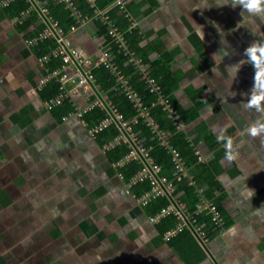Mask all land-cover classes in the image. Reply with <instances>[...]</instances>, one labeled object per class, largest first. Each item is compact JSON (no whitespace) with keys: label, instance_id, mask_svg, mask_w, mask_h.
<instances>
[{"label":"crops","instance_id":"obj_1","mask_svg":"<svg viewBox=\"0 0 264 264\" xmlns=\"http://www.w3.org/2000/svg\"><path fill=\"white\" fill-rule=\"evenodd\" d=\"M89 1L93 13L69 37L95 57L106 41L96 12L112 19L115 0ZM125 3L121 10L114 2L142 32L140 45L153 49L150 61L175 54L171 67L183 76L175 92L182 108L202 103L183 128L199 156L188 172L196 181L204 172L198 164L221 170L215 198L231 223L215 239H204L206 246L192 230L193 239L180 245L171 244L177 234L161 237L120 166L109 162L110 147L100 146L81 118H55L39 91L46 67L16 20L0 14V264H264V138L247 131L264 122V114L244 107L264 92L255 79L264 62L257 67L247 51L264 46V15L248 13L240 0ZM67 88L81 108L102 92ZM229 137L234 161L226 158ZM198 187L207 195L206 180L196 181ZM246 187L254 190L250 199Z\"/></svg>","mask_w":264,"mask_h":264},{"label":"trees","instance_id":"obj_2","mask_svg":"<svg viewBox=\"0 0 264 264\" xmlns=\"http://www.w3.org/2000/svg\"><path fill=\"white\" fill-rule=\"evenodd\" d=\"M5 1L6 0H0V14L10 19L16 20V18H19L16 20V25L20 32H24L25 39L39 37L41 32H44L48 28L47 22L42 19L38 10L32 7V2L30 0H11L8 3H5ZM43 1L44 6L49 8V15L52 19L56 21L65 32H70L72 25L76 23L72 8L67 5V2L65 0ZM72 1L75 6L81 7L83 14L87 15L93 13L94 6L91 5L89 0ZM112 1L113 0H107V3H111ZM120 9L122 10V7ZM118 10L119 9L113 6L112 10L110 9V14L113 22H115L125 36L128 50L133 52L135 56L149 66L151 73L157 78L161 84L163 92L169 96L172 104L179 111L185 123L189 124L192 121H195L200 114L199 110L201 109L202 103L196 101L195 105L190 110H185L175 96V92L179 89L180 81L183 77L182 74L172 70V58L175 54L165 53L160 59L150 61L149 55L153 49H151V46L144 47L140 45V42L144 37L142 32L134 26L129 27L130 20L128 19V15H125L124 13L121 14ZM23 12H26V14L23 15ZM102 21L99 19L97 21L99 34L105 36L107 43L110 42V50L114 52L116 63L123 74L128 78L130 85L140 96H142L143 105L148 109L155 124L158 125V129L167 136L169 143L180 151L188 165L197 164L199 156L190 145L187 133L177 126L175 120L169 116L168 112L162 105H154L157 95L151 92L150 88L142 78L141 73L136 71V67L130 61L131 57L129 54H126V51L122 49L118 41L112 39V36L109 33V24ZM29 45L36 56L42 58L46 54L52 52V49L57 45V40L54 36L50 35ZM63 64L64 61L60 55H52L51 59L45 62V66L51 71L58 67H62ZM43 74H47L45 68L43 69ZM94 74L100 90L108 94L112 104L118 112L122 114L124 120L132 124L133 130L141 139L142 144L150 149V157L155 164L161 167L159 175L165 177L169 181L173 180L175 167L172 160V154L168 148L159 143L157 132L149 125L148 120L140 115L138 108L134 105L132 100L121 90L122 87H116V78L106 67L102 66L95 69ZM60 86V81L56 79L48 80L39 89L41 98L47 102L57 97L61 93ZM93 98L95 99L96 96L94 95ZM74 109L75 107L73 103L69 98H66L61 104L53 107L51 112L57 120L61 121L64 116L69 115ZM107 118H109L107 110L99 105L86 111L81 117L89 128L100 125ZM120 134V129L113 122L96 134V140L100 146H105L113 142ZM204 138H206L205 135ZM130 150L131 147L129 143L124 141L110 147L107 150L109 162L117 165L119 161L123 160L129 154ZM198 167L203 168L204 172L198 176L196 181L206 180L209 183L207 196L208 198L215 200V189L220 187V182L217 176L221 170L215 171L211 166L204 164H198ZM142 168L143 163L139 159H132L126 162L124 166L119 167L117 171L122 176L124 182L128 184ZM173 185L175 187L173 197L176 198L180 204L186 205L189 212L195 214L194 217L197 220L196 226L204 228L206 238L209 240L215 239L222 229L215 226L212 215L197 214L201 196L197 192L196 186L191 185L187 178L181 181L173 180ZM152 188V181L149 178H146L144 182L133 185L130 192L136 197V199H140L146 193L151 192ZM215 203L218 205L221 215L225 216L226 220L224 219V228H227L231 223V220L226 216L222 205L217 199L215 200ZM170 205L171 202L169 199L166 196L161 195L151 200L148 205L145 206V212L149 217H155L156 215L161 214L164 209L169 208ZM177 225V217L174 214H170L157 224V229L161 237H163L167 232L175 230ZM191 233L190 229H185L177 234L174 241L171 243L172 246L173 244L180 245L184 239H193Z\"/></svg>","mask_w":264,"mask_h":264},{"label":"built area","instance_id":"obj_3","mask_svg":"<svg viewBox=\"0 0 264 264\" xmlns=\"http://www.w3.org/2000/svg\"><path fill=\"white\" fill-rule=\"evenodd\" d=\"M11 0H6L5 3H8ZM32 2V7L36 8L42 17L43 20L46 21L44 15H46L49 19L48 28L41 32L39 37L33 38H26V42L31 44L39 39H42L47 36H54L57 40V45L52 49V52L46 54L40 61L45 66V62L51 59V56H58L60 55L63 58L64 64L62 67H58L54 70H49L47 66H45L47 70V74L44 75L40 81V86H43L48 80L56 79L61 83V93L48 101L46 104L48 108L51 110L56 105L61 104L66 98H69V91L67 88L68 84H72V88L74 90H92L96 92L97 90L100 91L99 85L96 82V77L94 74V70L100 68L102 66L106 67L116 78L117 85L116 87H122L121 90L126 93V95L132 100L134 105L138 108L140 115L145 117L148 120L150 126L154 128V130L158 134V140L161 145H164L168 148L172 154V160L174 162V179L173 180H183L185 178L190 179V183L196 186V181L193 176L189 175L188 172V164L186 159L182 156L179 150L174 148L170 143L167 136L158 129V125L155 124V121L152 119L149 111L147 108L144 107L142 102V96H140L134 88L130 85L128 78L123 74L121 69L119 68L118 64L115 61L114 52L110 50V42L105 43L100 47L99 53L95 57L86 56L80 47L75 46L72 44L71 38L69 37V32H65L56 21L52 19L49 15V8L44 6L43 0H36L39 4L41 10H39L35 3ZM67 5L72 8L74 14L75 23L72 25L71 30L76 29L78 23H81L85 19H88L89 15L83 16L82 10L75 6L72 0H65ZM117 5L122 10H126V3L125 0H115ZM111 3L110 6H115V4ZM114 4V5H113ZM96 10V9H95ZM26 12H23L25 15ZM96 12L97 16L109 24V33L112 36V39L118 41L123 50L126 51V54H129L130 61L136 67V71L140 72L142 78L144 79L147 86L150 88L151 92L157 95V99L154 105H162L163 108L168 112L169 116L175 120V123L179 128H184L186 123L182 118L179 111L174 107L171 102V99L168 95H166L161 87V84L157 80V78L151 73V70L147 64H145L140 58L134 55L133 52L129 51L127 48V43L123 32L119 29V27L113 22L111 17L108 14H100ZM129 15V13H127ZM19 18H16V20ZM134 26V25H129ZM98 98L94 99L90 104H87L85 107L81 108L79 105L75 104L73 100L69 98V100L73 103L75 109L69 114L63 117V120H66L72 116H77L81 118L83 114L94 108L95 106L99 105L105 108L109 114V118L105 119L100 125L90 128L91 132L96 135L104 128L108 127L111 123H115L121 131V134L110 144H107L108 147H113L116 144L121 143L122 141L129 143L131 150L129 154L121 161L117 163L118 166L122 167L125 165L126 162L132 159H139L143 163V168L136 174V176L128 183L129 189L132 188L133 185L137 183H142L146 180V178L152 181L153 188L151 192L146 193L139 199V203L143 206H147L148 203L153 200L154 198L164 195L168 198L167 193L172 197L175 204L169 199L171 205L169 208L164 209L161 214L156 215L155 217H151L150 220L152 223L157 224L163 218L167 217L170 214H174L177 217L179 225L173 231L167 232L165 234V238L169 240L176 234L181 233L185 229H190L194 231L196 235H198L202 242L205 243L206 235L204 232L203 227H197L196 223L197 220L195 219L193 213L188 211L186 205L180 204L173 197V192L175 187L173 185V180L169 181L165 177L159 175L161 167L154 163L152 158L150 157V149L145 147L141 139L133 130V126L130 122L124 120L122 114L118 112V110L112 104L109 96L105 92H99ZM114 116L118 119H115ZM136 121V120H135ZM129 135V137L127 136ZM136 147L133 145V143ZM142 156L148 161L147 165L143 160ZM197 192L201 196L200 203L198 205V212L199 215H208L213 217V221L215 226L219 229H223L225 225V221L223 216L221 215L220 209L218 205L215 203V200L208 198L205 194L203 189L198 187ZM205 239V240H204ZM206 244V243H205Z\"/></svg>","mask_w":264,"mask_h":264},{"label":"clouds","instance_id":"obj_4","mask_svg":"<svg viewBox=\"0 0 264 264\" xmlns=\"http://www.w3.org/2000/svg\"><path fill=\"white\" fill-rule=\"evenodd\" d=\"M241 3L244 4L245 9L248 13L255 14V15H264V0H240ZM248 52L252 54V59L257 62V67L260 66L262 62H264V46H259L257 43L253 47L247 49ZM259 51L261 55L257 57L255 53ZM216 53H213L212 58L215 60ZM241 64L244 62L241 61ZM236 68H239V65L236 66ZM255 79L257 82L261 84V86H264V68H261L259 72L256 73ZM264 100V92H262L260 95H253L252 100L247 104L244 105L246 109H251L253 106H255L256 111L258 113L264 114V107H261V101ZM248 134L252 138L262 137L264 138V122H261V120H256L254 123H252L249 128L247 129ZM227 148L229 151L226 154V158L229 161H234L238 157V153H233L231 151L233 141L229 137L226 139ZM246 190L248 191L249 199L255 194L254 190L249 189L246 187Z\"/></svg>","mask_w":264,"mask_h":264},{"label":"water","instance_id":"obj_5","mask_svg":"<svg viewBox=\"0 0 264 264\" xmlns=\"http://www.w3.org/2000/svg\"><path fill=\"white\" fill-rule=\"evenodd\" d=\"M34 3H35V5H36V7L39 9V10H41V8H40V6H39V4L37 3V1L36 0H32ZM44 18L46 19V21L47 22H49V19H48V17L46 16V15H44ZM97 92H98V90H97ZM98 94L100 95V93L98 92ZM114 118L115 119H117L115 116H114ZM118 120V119H117ZM128 137H129V135H127ZM130 138V137H129ZM131 142H132V140H131ZM133 143V142H132ZM133 145L136 147V145L133 143ZM142 158H143V160L145 161V163L147 164V165H149L148 164V161L142 156ZM167 196H168V198L175 204V202H174V200L172 199V197L167 193ZM203 243V242H202ZM204 245H205V243H203ZM206 246V245H205Z\"/></svg>","mask_w":264,"mask_h":264}]
</instances>
